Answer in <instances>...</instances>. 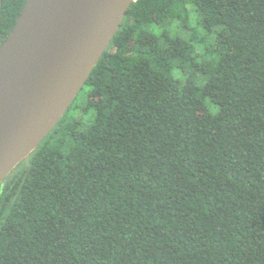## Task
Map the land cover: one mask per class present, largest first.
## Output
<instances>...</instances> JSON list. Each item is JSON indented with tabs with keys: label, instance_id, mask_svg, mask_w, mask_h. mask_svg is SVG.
I'll list each match as a JSON object with an SVG mask.
<instances>
[{
	"label": "trees",
	"instance_id": "obj_1",
	"mask_svg": "<svg viewBox=\"0 0 264 264\" xmlns=\"http://www.w3.org/2000/svg\"><path fill=\"white\" fill-rule=\"evenodd\" d=\"M85 87L0 184V264H264V0H136Z\"/></svg>",
	"mask_w": 264,
	"mask_h": 264
},
{
	"label": "water",
	"instance_id": "obj_2",
	"mask_svg": "<svg viewBox=\"0 0 264 264\" xmlns=\"http://www.w3.org/2000/svg\"><path fill=\"white\" fill-rule=\"evenodd\" d=\"M135 1H26L0 48V184L65 116Z\"/></svg>",
	"mask_w": 264,
	"mask_h": 264
},
{
	"label": "rangeland",
	"instance_id": "obj_3",
	"mask_svg": "<svg viewBox=\"0 0 264 264\" xmlns=\"http://www.w3.org/2000/svg\"><path fill=\"white\" fill-rule=\"evenodd\" d=\"M212 39L208 40V46H210ZM178 73V72H176ZM175 73V75H176ZM88 91V88L85 87L83 90L80 91V94L77 97V105L83 106V102L85 101V95L86 92ZM209 107H211L210 111L212 114L216 113L218 110V107L212 105L211 103H209ZM76 118L79 120V126L82 127L81 129H86L91 122L94 120L95 117V110L94 109H90L86 112H82L80 110H72L69 112V117L68 118Z\"/></svg>",
	"mask_w": 264,
	"mask_h": 264
}]
</instances>
